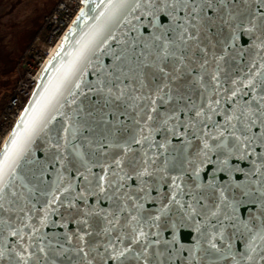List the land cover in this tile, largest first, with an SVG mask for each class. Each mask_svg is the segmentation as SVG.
I'll use <instances>...</instances> for the list:
<instances>
[{
  "label": "snow or ice",
  "instance_id": "obj_1",
  "mask_svg": "<svg viewBox=\"0 0 264 264\" xmlns=\"http://www.w3.org/2000/svg\"><path fill=\"white\" fill-rule=\"evenodd\" d=\"M96 10L0 154V264H264V0Z\"/></svg>",
  "mask_w": 264,
  "mask_h": 264
},
{
  "label": "built area",
  "instance_id": "obj_2",
  "mask_svg": "<svg viewBox=\"0 0 264 264\" xmlns=\"http://www.w3.org/2000/svg\"><path fill=\"white\" fill-rule=\"evenodd\" d=\"M81 1H57L43 17L37 34L20 53L14 86L0 111V150L37 84V73L72 25L82 7Z\"/></svg>",
  "mask_w": 264,
  "mask_h": 264
},
{
  "label": "rangeland",
  "instance_id": "obj_3",
  "mask_svg": "<svg viewBox=\"0 0 264 264\" xmlns=\"http://www.w3.org/2000/svg\"><path fill=\"white\" fill-rule=\"evenodd\" d=\"M59 0H0V111L14 86L20 53Z\"/></svg>",
  "mask_w": 264,
  "mask_h": 264
},
{
  "label": "water",
  "instance_id": "obj_4",
  "mask_svg": "<svg viewBox=\"0 0 264 264\" xmlns=\"http://www.w3.org/2000/svg\"><path fill=\"white\" fill-rule=\"evenodd\" d=\"M82 7L79 10L75 20H73L72 25L69 26V29L62 36L61 40L55 46V49L52 51V54L49 56L45 64L40 68V71L37 73V84L25 104L19 118L16 123L12 127L8 138L6 139L3 147L0 150V154L3 153L4 149L9 145V142L13 138V133L17 130V126L21 125L22 119L26 116L25 109L31 110L34 106L35 100L39 99V93L43 91V85L48 83V77H54L56 75L55 66L60 64L63 61L65 64L71 57L68 55L69 52H73L77 47L76 41L80 40L82 35L88 32L93 25L97 23L93 17L99 14V10L93 11L95 5L99 3V0H85L81 1ZM87 12L88 16L85 18H81V13ZM115 31V29H113ZM247 40L244 41L247 44ZM60 53L59 59H57V54ZM110 62V61H106ZM55 114V113H53ZM61 118L57 115V120L59 121ZM55 123V122H54ZM23 131L22 127L20 129ZM42 155V154H41ZM196 233L194 230L183 231L181 233L182 242L185 246H192L195 243Z\"/></svg>",
  "mask_w": 264,
  "mask_h": 264
}]
</instances>
